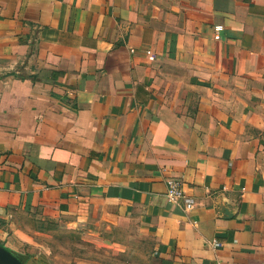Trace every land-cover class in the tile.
<instances>
[{"label":"crops","instance_id":"crops-1","mask_svg":"<svg viewBox=\"0 0 264 264\" xmlns=\"http://www.w3.org/2000/svg\"><path fill=\"white\" fill-rule=\"evenodd\" d=\"M50 215L264 264V0H0V242Z\"/></svg>","mask_w":264,"mask_h":264},{"label":"rangeland","instance_id":"rangeland-1","mask_svg":"<svg viewBox=\"0 0 264 264\" xmlns=\"http://www.w3.org/2000/svg\"><path fill=\"white\" fill-rule=\"evenodd\" d=\"M36 252L12 250L23 262L44 264H170L140 222L75 221L61 215L35 218Z\"/></svg>","mask_w":264,"mask_h":264},{"label":"built area","instance_id":"built-area-1","mask_svg":"<svg viewBox=\"0 0 264 264\" xmlns=\"http://www.w3.org/2000/svg\"><path fill=\"white\" fill-rule=\"evenodd\" d=\"M217 37V36H216ZM166 192L165 195L173 201H182L185 208H190L193 203L192 197L185 194L183 182L178 178L165 179Z\"/></svg>","mask_w":264,"mask_h":264},{"label":"water","instance_id":"water-1","mask_svg":"<svg viewBox=\"0 0 264 264\" xmlns=\"http://www.w3.org/2000/svg\"><path fill=\"white\" fill-rule=\"evenodd\" d=\"M0 264H24L12 251L0 245Z\"/></svg>","mask_w":264,"mask_h":264},{"label":"trees","instance_id":"trees-1","mask_svg":"<svg viewBox=\"0 0 264 264\" xmlns=\"http://www.w3.org/2000/svg\"><path fill=\"white\" fill-rule=\"evenodd\" d=\"M0 245L4 246L1 242ZM6 249L10 250L9 248L5 247ZM11 251V250H10ZM24 264H37L33 259H28L24 262Z\"/></svg>","mask_w":264,"mask_h":264}]
</instances>
